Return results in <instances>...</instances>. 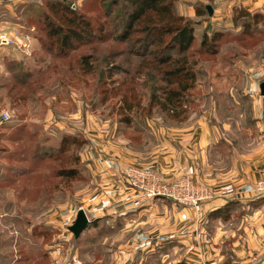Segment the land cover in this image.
<instances>
[{
    "label": "rangeland",
    "instance_id": "obj_1",
    "mask_svg": "<svg viewBox=\"0 0 264 264\" xmlns=\"http://www.w3.org/2000/svg\"><path fill=\"white\" fill-rule=\"evenodd\" d=\"M166 3L195 30L186 53L195 78L174 112L149 102L151 89H167L169 81L160 82L149 70L158 66L146 63L181 56L160 54L141 32L128 34L137 23L129 0H0V36L13 42L0 46V114L11 117L0 125V264H194L180 244L154 246L149 224L134 227L148 218L155 223L147 206L155 201L152 212L162 218L170 210L208 207L223 197L218 184L186 167L170 178L145 164L163 161L169 135H198L203 128L215 136L204 162L218 177L232 170L241 176L247 161L264 164V9L251 12L243 0L233 10L215 11L218 0H210L209 17L196 15L203 13L202 0ZM77 16L88 32L79 34L69 22ZM70 31L80 38L62 45ZM127 95H136L135 102L125 105ZM135 170L154 187L182 183L211 198L194 206L149 198L135 186ZM259 180L251 194L264 198L255 191ZM79 210L87 211L90 224L74 239L68 228ZM214 216L204 224L203 243L216 236ZM145 240L156 248L150 251Z\"/></svg>",
    "mask_w": 264,
    "mask_h": 264
},
{
    "label": "crops",
    "instance_id": "obj_2",
    "mask_svg": "<svg viewBox=\"0 0 264 264\" xmlns=\"http://www.w3.org/2000/svg\"><path fill=\"white\" fill-rule=\"evenodd\" d=\"M208 1L210 0H202L203 5L211 7ZM242 1L218 0L215 11L233 10L244 5ZM244 1L247 4V9L251 12L264 9V0ZM262 125L264 127V124ZM169 137H171V142L164 146L167 151L164 152L163 161L160 160L161 163L155 161L145 165L156 168L170 178L178 176L182 167L189 168L190 172L200 179L202 178L203 181L218 184V191L223 197L209 204L208 207L200 209L179 208L176 211L170 210L163 218L157 217L152 212L153 206H157L155 201L147 205L150 207V215L154 218L155 223H152V219L148 218L147 221L141 220L142 222L137 223L134 229L137 230L138 226L142 224H149L151 230L148 233L151 239L155 240L154 246H159L160 242L165 241L180 244L181 249L184 251L186 249L193 256L191 258L194 260V264H264V198L254 197L251 194V188L258 177V171L264 164L256 167V163L247 161L250 166L242 171L241 176L234 178L236 175L232 170L230 173H224L225 177H218V174L213 173L214 170L211 166L204 162L207 158L208 147L215 139L214 135H208L206 129L203 128L198 135L190 133L169 135ZM122 160L128 166L138 164L126 158H122ZM110 161H108L109 164ZM120 166H122L121 163H119L118 168ZM123 184L126 185L124 182ZM235 193L236 196H234ZM130 204L126 208H140V206ZM173 209L175 208L173 207ZM141 213L144 212L138 213V221ZM216 213H218L216 236L213 238L209 236L210 239L203 243L201 239L206 234L204 224L208 223L212 217L217 218L214 216ZM113 214L118 217L125 216L124 211L119 214L113 211ZM163 221L164 225L168 226L166 230L158 226ZM135 233L143 238L139 232ZM143 245H146L150 251L156 248H154L153 243H148L146 240ZM212 251H215V254H212Z\"/></svg>",
    "mask_w": 264,
    "mask_h": 264
},
{
    "label": "trees",
    "instance_id": "obj_3",
    "mask_svg": "<svg viewBox=\"0 0 264 264\" xmlns=\"http://www.w3.org/2000/svg\"><path fill=\"white\" fill-rule=\"evenodd\" d=\"M132 3L133 9L131 10L130 18L137 22L135 27L129 28L128 34L141 32L144 35V42H150L149 45L159 49V53L163 51H176L178 56L172 57L171 55L159 56L157 60L149 59L146 65H156L158 67L152 69L150 72L155 71L159 74V81L166 83L167 89L164 87H156L150 91L149 102H157V105L162 111L174 112L180 106L184 94L191 87L195 75L192 71L193 62H189L186 53L189 51L194 40V26L189 20L181 16H175L171 12V4L166 3V0H129ZM201 10L196 11V15L207 14L205 5L202 4ZM74 10V9H73ZM155 14V17L153 15ZM72 16H75L72 13ZM69 22L75 24L79 30V34H84L87 31L88 23L81 16L72 17ZM71 32V33H70ZM67 35H63L61 44L65 45L69 37L80 38L77 33L70 31ZM88 32V31H87ZM53 35L60 36L62 31L54 29ZM168 36L169 41L165 44L164 37ZM127 36H119V40ZM205 42V39L202 43ZM162 45L166 48L162 49ZM161 50V51H160ZM147 51L139 54L138 56L144 57ZM117 69V68H116ZM146 76H155L153 73H147ZM150 79V78H149ZM164 80V81H163ZM189 82V83H188ZM176 85L175 89H170L171 86ZM136 95L126 96V99L121 98V101L127 105L126 101L132 102L135 100ZM121 102V103H122ZM135 102V101H134ZM129 122V120H127Z\"/></svg>",
    "mask_w": 264,
    "mask_h": 264
},
{
    "label": "built area",
    "instance_id": "obj_4",
    "mask_svg": "<svg viewBox=\"0 0 264 264\" xmlns=\"http://www.w3.org/2000/svg\"><path fill=\"white\" fill-rule=\"evenodd\" d=\"M12 43V39L8 38L7 36H0V46L9 47L12 45ZM19 43H21L20 40ZM10 118L11 117L8 113H1L0 125L9 122ZM138 172V170L132 171V176L135 178L137 184L135 186L147 190L146 196L149 198L165 197L182 202L187 206H194L200 201L208 200L211 198V193L203 189L186 190L182 187V183L166 187L157 184V187H154L153 185H149L145 178L138 177ZM258 176L260 177V180L256 185L255 191L258 194L257 196H261L264 195V169L259 171Z\"/></svg>",
    "mask_w": 264,
    "mask_h": 264
},
{
    "label": "water",
    "instance_id": "obj_5",
    "mask_svg": "<svg viewBox=\"0 0 264 264\" xmlns=\"http://www.w3.org/2000/svg\"><path fill=\"white\" fill-rule=\"evenodd\" d=\"M208 16L212 15L210 6H205ZM259 95L264 98V82L259 85ZM90 221L83 210H79L76 214L75 220L68 230L72 233L74 239H78L80 235L88 228Z\"/></svg>",
    "mask_w": 264,
    "mask_h": 264
}]
</instances>
